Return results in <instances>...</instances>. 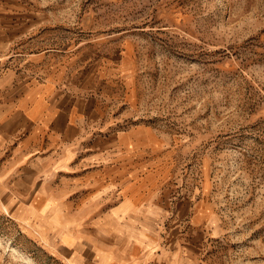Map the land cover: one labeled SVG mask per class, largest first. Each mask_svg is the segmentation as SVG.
I'll list each match as a JSON object with an SVG mask.
<instances>
[{"label": "rangeland", "instance_id": "obj_1", "mask_svg": "<svg viewBox=\"0 0 264 264\" xmlns=\"http://www.w3.org/2000/svg\"><path fill=\"white\" fill-rule=\"evenodd\" d=\"M27 1L44 18L31 47L92 65L110 129L145 137L122 157L143 199L120 209L110 187L93 202L110 238L172 225L208 264H264V0ZM51 178L55 193L86 192ZM12 203L0 200V264H62Z\"/></svg>", "mask_w": 264, "mask_h": 264}, {"label": "crops", "instance_id": "obj_2", "mask_svg": "<svg viewBox=\"0 0 264 264\" xmlns=\"http://www.w3.org/2000/svg\"><path fill=\"white\" fill-rule=\"evenodd\" d=\"M35 9L27 0H0V200L17 202L22 230L62 264H208L181 228L173 235L171 225L163 236L154 226H132L130 238L118 241L95 219L93 202L110 187L122 190L120 209L143 199L130 194L140 180L128 176L122 157L145 137L139 128L110 129L104 79L92 65L81 71L75 58L63 65L54 49L31 47L44 22ZM55 175L86 192L55 193Z\"/></svg>", "mask_w": 264, "mask_h": 264}]
</instances>
